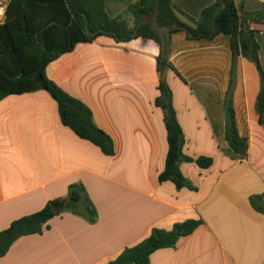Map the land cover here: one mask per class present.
Segmentation results:
<instances>
[{
	"label": "crops",
	"instance_id": "1",
	"mask_svg": "<svg viewBox=\"0 0 264 264\" xmlns=\"http://www.w3.org/2000/svg\"><path fill=\"white\" fill-rule=\"evenodd\" d=\"M134 1L105 0L104 8L114 18ZM171 2L183 20L193 23L215 0ZM243 8L247 14L264 11V0H245ZM246 25L257 32L264 71V23ZM170 42V61L179 77L171 71L168 76L177 89L173 107L185 137L183 153L213 159L208 169L180 163L181 174L196 190L157 181L167 154L163 113L154 105L157 46L146 40L116 44L106 37L78 44L47 66V78L90 108L115 154L105 156L63 127L55 102L43 91L1 100L0 232L66 196L74 183L85 187L97 221L88 224L70 213L54 217L41 235L17 240L0 264H107L152 228L170 231L189 219L203 224L175 249L153 253L150 264H264V215L249 203L251 196L264 194V129L254 110L258 74L238 59L233 106L238 132L249 147L247 158L235 162L222 152L229 38L198 43L177 33Z\"/></svg>",
	"mask_w": 264,
	"mask_h": 264
},
{
	"label": "trees",
	"instance_id": "2",
	"mask_svg": "<svg viewBox=\"0 0 264 264\" xmlns=\"http://www.w3.org/2000/svg\"><path fill=\"white\" fill-rule=\"evenodd\" d=\"M245 0H215L190 23L180 16L171 0H136L124 11L111 18L105 0H11L6 5L5 18L0 24V101L9 96H21L43 91L55 102L60 123L78 139L87 141L107 157L115 154L110 137L99 129L90 108L69 95L47 78L46 68L78 44H91L100 37L116 44L136 40L153 42L158 48L156 71L159 95L155 107L163 113L167 135L164 169L157 177L161 183L170 182L176 189H196L179 170L182 162L195 163L201 169L213 165L211 157L192 159L183 153L185 137L173 107V93L165 81L167 71L179 77L170 61L171 36L184 33L190 42H211L219 36L229 38L231 65L223 98L224 138L222 152L232 161L247 158L249 142L240 136L233 106L237 83V61L241 57L254 66L259 77V91L254 110L258 124L264 129V71L260 62V46L248 22L264 23V11L247 14ZM81 183L71 184L64 197L47 202L38 212L23 216L0 232V258L6 256L19 239L41 235L49 230L54 217L70 213L95 224L98 212ZM252 209L264 215V194L249 198ZM201 219L176 223L170 231L152 228L140 242L124 248L107 264H150L153 253L175 249L181 238L191 235Z\"/></svg>",
	"mask_w": 264,
	"mask_h": 264
},
{
	"label": "rangeland",
	"instance_id": "3",
	"mask_svg": "<svg viewBox=\"0 0 264 264\" xmlns=\"http://www.w3.org/2000/svg\"><path fill=\"white\" fill-rule=\"evenodd\" d=\"M168 73H169V71H167L166 74H165V81H166V83L169 85V87H170V89H171V91H172V93H173V90L176 91L177 89H176V87L172 84V80H171L172 76H170V79H169ZM168 79H169V80H168ZM175 80H176V82L178 83L177 79H175ZM172 87H173V88H172Z\"/></svg>",
	"mask_w": 264,
	"mask_h": 264
},
{
	"label": "built area",
	"instance_id": "4",
	"mask_svg": "<svg viewBox=\"0 0 264 264\" xmlns=\"http://www.w3.org/2000/svg\"><path fill=\"white\" fill-rule=\"evenodd\" d=\"M5 11H6V5L0 3V24L4 21Z\"/></svg>",
	"mask_w": 264,
	"mask_h": 264
}]
</instances>
